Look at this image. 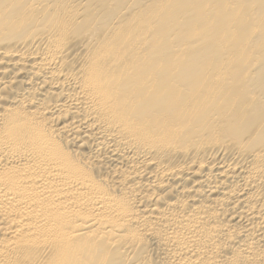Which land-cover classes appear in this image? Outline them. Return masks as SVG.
<instances>
[{
  "label": "bare ground",
  "instance_id": "6f19581e",
  "mask_svg": "<svg viewBox=\"0 0 264 264\" xmlns=\"http://www.w3.org/2000/svg\"><path fill=\"white\" fill-rule=\"evenodd\" d=\"M0 264H264V0H0Z\"/></svg>",
  "mask_w": 264,
  "mask_h": 264
}]
</instances>
